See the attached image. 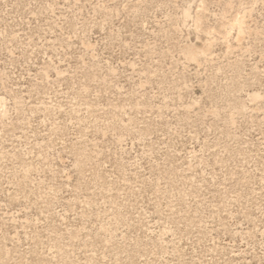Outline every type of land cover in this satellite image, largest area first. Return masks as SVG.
Returning <instances> with one entry per match:
<instances>
[{"label":"rangeland","instance_id":"rangeland-1","mask_svg":"<svg viewBox=\"0 0 264 264\" xmlns=\"http://www.w3.org/2000/svg\"><path fill=\"white\" fill-rule=\"evenodd\" d=\"M0 264H264V0H0Z\"/></svg>","mask_w":264,"mask_h":264}]
</instances>
